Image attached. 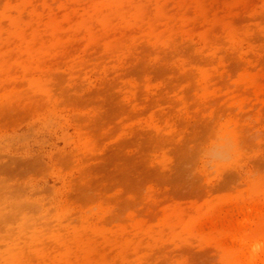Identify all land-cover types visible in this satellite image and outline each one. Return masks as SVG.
<instances>
[{"label": "rangeland", "instance_id": "374dc122", "mask_svg": "<svg viewBox=\"0 0 264 264\" xmlns=\"http://www.w3.org/2000/svg\"><path fill=\"white\" fill-rule=\"evenodd\" d=\"M0 264H264V0H0Z\"/></svg>", "mask_w": 264, "mask_h": 264}]
</instances>
